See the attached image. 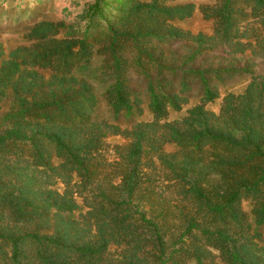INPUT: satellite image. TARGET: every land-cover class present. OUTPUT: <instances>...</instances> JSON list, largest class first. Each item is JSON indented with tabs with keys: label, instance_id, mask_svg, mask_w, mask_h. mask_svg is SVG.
Wrapping results in <instances>:
<instances>
[{
	"label": "trees",
	"instance_id": "trees-1",
	"mask_svg": "<svg viewBox=\"0 0 264 264\" xmlns=\"http://www.w3.org/2000/svg\"><path fill=\"white\" fill-rule=\"evenodd\" d=\"M174 1L88 0L68 25L39 21L24 45H0V104L9 100L0 114V264H264V77L229 60L248 51L264 70V0L200 7L210 35L175 28L193 5ZM169 42L186 44L184 58L163 54ZM217 49L226 56L202 61ZM130 67L146 81L151 121L120 131L95 120L91 83L104 77L113 121L139 116ZM236 72L250 75L243 92L206 110ZM193 84L198 103L167 121ZM107 135L125 140L113 162L101 155ZM155 169L174 201L145 211Z\"/></svg>",
	"mask_w": 264,
	"mask_h": 264
},
{
	"label": "rangeland",
	"instance_id": "rangeland-1",
	"mask_svg": "<svg viewBox=\"0 0 264 264\" xmlns=\"http://www.w3.org/2000/svg\"><path fill=\"white\" fill-rule=\"evenodd\" d=\"M88 0H0V45L5 52L14 49L17 46L24 45L23 35L24 33L35 23L39 21H49L52 23L62 22L68 25L74 20V17L81 11L85 2ZM213 0H176L169 2L167 5H193V12L191 17L184 19L180 22H172V25L184 32H188L191 35L201 33L204 35H210L212 24L209 21L203 20L199 12L200 7H211ZM186 44L182 42H169L160 47L164 55H172L173 57L180 58L186 55ZM211 56H226L222 55L219 49L207 52L202 57V61ZM231 58V59H230ZM230 63L236 67L247 68L253 75L264 77V70L261 65V60L257 57H252L248 51H245L242 55H234L229 57ZM100 59L93 60V67L100 64ZM209 62V61H208ZM199 63L197 60L196 64ZM46 78L48 73L41 72ZM250 75L248 73L236 72L230 78H227L221 83H217L218 98L212 103L205 106V109L216 114L218 112L221 98L231 93L234 95L243 92L247 84L250 82ZM127 86L132 96L139 100L138 106L141 110L139 116L131 115L126 116L120 114L116 121L112 120V115L109 113V108L102 96L103 81L100 83L92 82L91 86L96 90V96L98 105L95 110V120L100 123L115 125L120 131L128 130L133 124L147 123L151 121V115L147 108V92L146 81L142 76L138 75L132 67L127 69ZM198 89L193 84L191 85V91L188 94V103L183 105L179 112L169 111L167 121L178 120L185 116L186 111L198 103ZM9 104V100H4L0 104V114L4 112ZM107 132V131H106ZM125 140L120 136L107 135L103 139V146L101 150L102 157L107 162H113L116 160V153L114 147L124 144ZM165 153H172L175 148L171 145L163 147ZM150 175L151 182L149 185L152 187L155 197L147 194L143 195L142 207L143 210L149 211L150 208H156L160 204H172L174 201L173 193L163 188V182L161 181L160 174L155 170L147 171ZM146 184H142L144 187ZM54 189L60 191L62 185L58 182L54 183ZM142 191L139 192V197ZM80 212L85 209L81 206L80 200L77 199ZM152 205V207H151ZM241 208L244 212L248 213L249 204L246 202L241 203ZM80 212H74L73 217L76 218ZM153 214V213H151ZM156 214V213H155ZM264 239V236H263ZM214 264H221L214 258Z\"/></svg>",
	"mask_w": 264,
	"mask_h": 264
}]
</instances>
